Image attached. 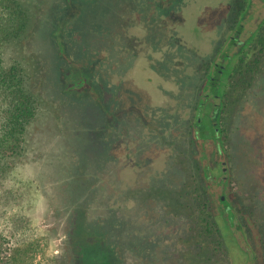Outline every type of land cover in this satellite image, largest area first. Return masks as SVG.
<instances>
[{
    "label": "rangeland",
    "instance_id": "obj_1",
    "mask_svg": "<svg viewBox=\"0 0 264 264\" xmlns=\"http://www.w3.org/2000/svg\"><path fill=\"white\" fill-rule=\"evenodd\" d=\"M18 1L28 9L31 25L22 38L7 42L0 56L5 65L16 60L26 66L32 54L37 57L41 72L29 87L40 105L19 152L0 160L2 264H118L133 259L143 264L151 247L146 235H154L156 249L166 252L163 237L170 234L167 222L172 220L161 223L162 214L186 223L172 247L178 264H232L222 247L234 259L238 236L219 217V211L230 214L231 204L217 206L204 186L230 184L239 198L237 208L264 227V0H248L244 13V0ZM242 14L241 23L251 32L258 27V32L244 52L242 64L248 66L240 63L226 89L219 136L213 142L218 152L209 153V138L202 137L204 121L193 133L189 126L192 96L200 90L198 102L205 94L204 68L224 52L231 28L225 23ZM12 18L0 0V29ZM109 77L116 79L115 95L103 101V91L112 84ZM162 89L186 94L179 98L185 106L159 110ZM6 106L0 92V131ZM146 113L156 122L166 120L149 129L154 136L147 131L152 120ZM167 141L172 144L163 145ZM84 155L94 156L83 160ZM213 159L223 168L221 178L213 171ZM69 161L75 162L71 169ZM85 162L92 164L86 175ZM183 176L180 188L173 190ZM124 187L134 191L107 193ZM136 196L156 204H135ZM226 198L221 195L220 202ZM204 201L222 247L216 236L205 235L212 221ZM131 215L152 220H136V232L127 220ZM157 250L147 264H165L168 254H174L162 258ZM132 251L137 258L128 254ZM251 256L249 252L245 264H254ZM241 261L234 259L235 264Z\"/></svg>",
    "mask_w": 264,
    "mask_h": 264
},
{
    "label": "flooded vegetation",
    "instance_id": "obj_2",
    "mask_svg": "<svg viewBox=\"0 0 264 264\" xmlns=\"http://www.w3.org/2000/svg\"><path fill=\"white\" fill-rule=\"evenodd\" d=\"M250 5H251V1L244 0V6L243 9H241L243 10L242 13H244L245 10H247V8ZM238 20L234 22L233 19L232 20L230 19L229 22L225 23L227 25V28L228 27L231 28L228 33L226 32L227 41L226 43L224 41V47H223L224 52L222 53L218 52L216 59L212 61L211 65H208L207 67L204 68L205 79L203 85L201 86L202 87L201 89H203V92L205 94L199 97L200 100H198V102H197L198 99L197 95L200 94L199 92L200 90L196 91L195 96L194 93L192 96L193 98L192 107L193 109L195 108V110L193 111L194 114L193 117L191 118V122L189 126L193 130L192 131L193 133L194 131H196L199 123H201L202 120L204 121L202 137L209 138V139L207 138L209 141V146H208L209 153L213 151L218 152V149L216 148L214 141H216L215 135L217 134L219 136L217 124H219L220 121V116L222 113L221 109L224 108L226 89L230 86V83L234 79L235 76L234 74L239 68L240 63L241 64L243 63L242 60H243L244 52L252 42L253 38L257 36V32H258V27H254V30L251 32L249 26L248 27L247 25L244 26L241 23L243 21V14L241 15V18H238ZM242 34H244V37H242ZM261 46H263V44ZM230 48H232V50H230ZM242 65L244 67L248 66L244 64ZM245 69L248 70V68ZM244 72L245 71H242V74ZM210 130H213L212 134L209 133ZM194 145L195 143L193 144V146ZM221 153L222 152H220V154ZM220 154L219 157L221 158L222 155ZM219 162H220L219 159L218 160L213 159L212 168L213 171L217 174L216 176H219L221 178L223 168ZM184 178L185 177L183 176L182 179L184 180ZM214 185L215 184H213V186H209V185L204 186V194L206 190L208 192L210 191V193L215 198V200L213 199L215 201L214 204H216L217 206L223 205L224 207L226 206V204H228V202H230L231 204V206H229L231 208V212L229 215L224 214L223 211L222 212H220L219 210L218 211L223 227L228 231L233 230L235 234L238 236V240L236 242V250H235V253H237V255H235L236 260L241 258L244 264L246 263V261L248 263L249 261L246 258H248V253L251 252L253 256H251L250 258L253 259L254 264H264V244H263L264 227L262 228V223H259L257 220H253V218L248 219L244 211H240L239 208H237L238 206L237 204L239 203V198L235 195V192L230 191L231 190L230 188L231 186H229L230 184L228 185V183H226L225 181H221L220 183H217L216 185L218 186L217 187L218 191H216V189L214 188L216 185L215 186ZM179 188L180 187H177L174 188L173 190ZM216 192L219 193L218 197L214 196ZM221 195H224L225 197L229 195V198H232V200L226 198V200L224 202L222 201L223 203H221L220 202ZM204 206L206 208L205 210L207 214L209 215V218L212 221L210 225L207 224L206 231L210 230V232L206 233L205 235L209 238L216 236V238L218 239V241L216 240V242H219V244L222 247V238L219 236L217 230L218 228L215 224V221L211 217L209 208L206 205L205 201H204ZM246 219L249 220L248 221L249 223L245 221ZM202 234L204 235V233ZM222 252L228 256V252L224 247H222Z\"/></svg>",
    "mask_w": 264,
    "mask_h": 264
},
{
    "label": "trees",
    "instance_id": "obj_3",
    "mask_svg": "<svg viewBox=\"0 0 264 264\" xmlns=\"http://www.w3.org/2000/svg\"><path fill=\"white\" fill-rule=\"evenodd\" d=\"M2 3L13 18L11 23L0 29V50L7 42L22 38L31 25L28 9L22 7L18 0H2ZM26 65L16 60L5 65L0 56V92L7 102L0 131V160L19 152L26 126L40 105L39 96L29 87V81L40 70V62L32 54L29 65ZM2 166L0 163V169Z\"/></svg>",
    "mask_w": 264,
    "mask_h": 264
},
{
    "label": "crops",
    "instance_id": "obj_4",
    "mask_svg": "<svg viewBox=\"0 0 264 264\" xmlns=\"http://www.w3.org/2000/svg\"><path fill=\"white\" fill-rule=\"evenodd\" d=\"M154 75V74H153ZM152 75V76H153ZM151 76V77H152ZM116 77V76H115ZM153 79H154V76L152 77V79H151V85H154V82H153ZM109 82H112V84L110 85V88H109V90H106V92H105V90L103 91V95H102V100L104 101V99H103V97H106V98H108V99H110V98H112L114 95H115V93H114V89L116 90V86L114 85L115 84V82H116V79L115 80H113V79H111L110 77L107 79ZM160 91H162V92H164V94H163V96H164V98H162V96H160L161 97V101L160 102H158V106H157V108L159 109V110H162V112L167 108V107H180L181 106V103H183V101L181 102L180 101V99L179 98H184L185 97V95L186 94H180V93H177V92H171V91H166V90H164V89H162V90H160ZM186 97H187V95H186ZM183 100V99H182ZM95 103V102H94ZM183 105L185 106V103H183ZM118 108H119V110L121 111V107H120V105H117L116 106V111H118ZM137 115H141V110L140 109H138V108H136V112H135ZM134 113V114H135ZM133 114V115H134ZM146 117L149 119V120H152L151 122H149V126L147 127L148 129H147V131L149 132V129H152V130H155V127H156V124L155 123H157V122H160L161 124H163V122H166V120H164V119H158L157 120V122L155 121V118H152V117H149L148 116V114L146 113ZM123 118H124V116H123ZM104 119V118H103ZM102 119V120H103ZM122 120V118H121V116H118L117 117V120H116V123H118L119 124V122H122L121 121ZM150 127V128H149ZM157 127H160V126H158L157 125ZM142 130H145V129H142ZM150 133V135H152V136H154V134L153 133H151V132H149ZM143 136H146V135H143ZM154 138V137H153ZM155 140V139H154ZM164 143V142H163ZM167 144H169V145H171L172 143L170 142V141H167L165 144H163V145H167ZM155 146H156V143H155ZM173 150V149H172ZM89 156H94V155H84V158H83V160H85L87 157H89ZM110 160H112V159H105V160H103V161H110ZM131 160V159H130ZM102 161V162H103ZM115 161H116V158H115ZM76 162H78V159H77V161ZM74 164H75V162H71V161H69L68 162V168L69 169H71V168H73L74 167ZM102 165H101V163H100V167H101ZM90 170H92V164H91V162H85L84 163V165H83V171H84V173H85V175L87 174V173H90ZM94 171V170H93ZM182 181H183V179L181 178L180 179V181L176 184V185H174V187L173 188H177L178 187V185H180V183H182ZM130 187H128V188H126V187H124V188H122L121 190H119V191H116L117 189H109L108 190V192L107 193H109V194H111V195H113V194H115V193H118V192H120L121 191V193L122 194H126V193H131V192H133L134 190H131V189H129ZM138 198H140L139 196H136V198H132L133 200H134V202L133 203H135V204H138V203H144V202H148V201H153V199H150V198H142V200L141 199H138ZM154 202V201H153ZM118 203V202H117ZM155 203V202H154ZM156 204V203H155ZM134 207H137V206H134ZM162 213V212H161ZM132 216V215H131ZM159 216H161V218L159 219V221H161V223H163V222H167L165 219H170V220H172V222H167L168 223V225L171 227V231H170V228H169V233L170 234H165L164 235V242H165V246H166V252L164 253L161 249L160 250H157L156 249V244H155V237H154V235H146V241L147 242H149V243H151V247H150V249L148 250V251H150V253L147 255V257H144L143 256V260H142V263L143 264H147L148 262H149V260H150V258H152L153 256H154V253H155V250H157V251H159V254L161 255V257L162 258H165L166 256H167V254L168 253H170L171 251L174 253L173 255H170V254H168V258H169V260L170 261H168L167 263H165V264H175V263H177L178 264V260H177V257H176V251H173L172 250V247H174L173 245H176V241H178V237L179 236H181L182 235V231L184 230V228H185V226H186V223H184V219H182V218H176V219H172V218H169V217H164L163 216V214L162 215H159ZM163 217V218H162ZM128 221H131V223H132V225H133V229H135L136 228V232H137V228L139 227V223L140 224H143V221H149V220H152V219H150L149 217H147V218H144V217H139V216H132L131 217V219H127ZM139 221V223L137 222V221ZM146 224H148V223H146ZM154 225V224H153ZM175 226H177V230L172 234V232H173V229H174V227ZM135 236V235H134ZM103 238V241H107L106 240V238L105 237H102ZM135 239H136V242H139V243H141V241H142V237H135ZM175 241H174V240ZM173 242H175V244H173ZM134 247V245L132 244L131 245V249H134L133 248ZM74 248V247H73ZM179 250H181V251H183V250H185V248L184 249H179ZM177 252H179V251H177ZM128 254H130V255H133L135 258H137V254H135V251H132L131 253H128ZM228 257L230 258V262L232 263V264H235V262H233V259L230 257V255H228ZM235 259H236V257H235ZM118 264H139L138 263V259H137V261L135 260V259H133V260H131L129 263L128 262H122V261H118ZM239 264H244L243 263V261H241V263H239Z\"/></svg>",
    "mask_w": 264,
    "mask_h": 264
}]
</instances>
